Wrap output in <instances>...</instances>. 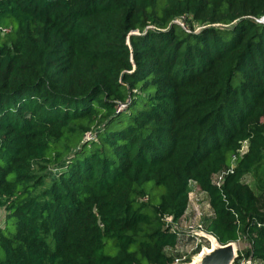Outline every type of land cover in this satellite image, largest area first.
Instances as JSON below:
<instances>
[{
	"label": "trees",
	"instance_id": "1",
	"mask_svg": "<svg viewBox=\"0 0 264 264\" xmlns=\"http://www.w3.org/2000/svg\"><path fill=\"white\" fill-rule=\"evenodd\" d=\"M262 18L264 0H0V264H174L192 182L207 233L264 264Z\"/></svg>",
	"mask_w": 264,
	"mask_h": 264
},
{
	"label": "rangeland",
	"instance_id": "2",
	"mask_svg": "<svg viewBox=\"0 0 264 264\" xmlns=\"http://www.w3.org/2000/svg\"><path fill=\"white\" fill-rule=\"evenodd\" d=\"M248 145V142L244 144L242 152L245 153L248 150ZM57 170L58 168L50 169V176L55 177L56 174L61 171L60 168L58 171ZM255 176L257 178H253L252 176L247 177L248 183L253 185L254 180H258V178H264V159L259 164L257 169H255ZM207 197L208 196L199 189L196 183H191L190 204L188 213L186 217L180 222V224L176 225L177 228H175L176 231L181 232V235L186 236L187 239L183 241L176 249H167V253L174 257L175 260L179 257H186V259H188L187 264H193L195 261V257L201 252L203 246L204 248L207 247L208 249H212L213 245L210 241H202L201 244L198 246V248H200L199 253L195 254L197 251H195V242L190 240L193 239V236L196 237L194 233L197 236H202L203 238H206V223L209 217H211L212 213L210 207L208 206ZM12 230L14 229L12 228ZM236 245L238 248V253L247 248V243L244 240L236 242ZM3 256V252L0 249V259L3 258Z\"/></svg>",
	"mask_w": 264,
	"mask_h": 264
},
{
	"label": "water",
	"instance_id": "3",
	"mask_svg": "<svg viewBox=\"0 0 264 264\" xmlns=\"http://www.w3.org/2000/svg\"><path fill=\"white\" fill-rule=\"evenodd\" d=\"M205 236L213 245L212 249L204 248V250L195 257L193 264H235L238 258L236 242L228 245H221L213 235L207 234Z\"/></svg>",
	"mask_w": 264,
	"mask_h": 264
},
{
	"label": "built area",
	"instance_id": "4",
	"mask_svg": "<svg viewBox=\"0 0 264 264\" xmlns=\"http://www.w3.org/2000/svg\"><path fill=\"white\" fill-rule=\"evenodd\" d=\"M260 22L261 23H263L264 24V18H262L261 20H260ZM177 23L179 24V25H181L183 28H185L186 30H188L187 29V27L185 26V24H184V22L183 21H181V20H179V21H177ZM10 32V29L9 28H3L2 29V33L3 34H7V33H9ZM125 106H120V109L121 108H124ZM93 138V135H92V133H88L87 135H86V139L87 140H90V139H92ZM243 150H241V155H243L244 154V152H242ZM234 167V166H233ZM223 180H224V174H222V176H220L219 177V179H217V181H218V185H221L222 184V182H223ZM209 206V205H208ZM210 207V206H209ZM4 218H5V210L3 209V208H0V230L3 228V224H4ZM171 221V219H169V222ZM180 224V222L178 223V224H176V225H179ZM176 225H175V227H174V229L175 228H177L176 227ZM176 231V230H175ZM177 232H179V231H177ZM179 233H181V232H179ZM189 233V232H188ZM207 234H209V233H207L206 232V234L205 235H207ZM194 235L196 236V237H194L193 236V238H194V240H193V242H195V245H196V249H195V251L197 250L198 251V246L201 244V242L202 241H209L208 240V238L206 237H202V236H197L195 233H194ZM205 248H207V247H205ZM203 249H204V246L202 247V250H201V252L203 251ZM194 251V252H195ZM200 252V253H201ZM198 253V252H197ZM196 253V254H197ZM199 253V254H200ZM239 255H240V252L238 253V257H239ZM243 256V255H242ZM188 259H186V257H183V258H181V257H179L178 259H176L175 260V262H174V264H187L188 263V261H187ZM246 261V262H245ZM241 264H261V263H259V262H257V261H254L253 260V258L252 257H250V258H243L242 259V263Z\"/></svg>",
	"mask_w": 264,
	"mask_h": 264
},
{
	"label": "crops",
	"instance_id": "5",
	"mask_svg": "<svg viewBox=\"0 0 264 264\" xmlns=\"http://www.w3.org/2000/svg\"><path fill=\"white\" fill-rule=\"evenodd\" d=\"M187 213H188V212H187ZM187 213H186V215H187ZM185 217H186V216H185ZM185 217H184V218H185ZM184 218H183V219H184Z\"/></svg>",
	"mask_w": 264,
	"mask_h": 264
}]
</instances>
